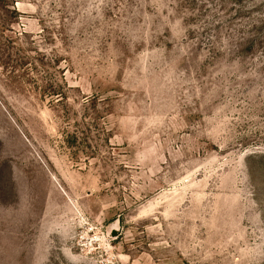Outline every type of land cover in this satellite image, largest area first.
Returning a JSON list of instances; mask_svg holds the SVG:
<instances>
[{
    "label": "rangeland",
    "instance_id": "1",
    "mask_svg": "<svg viewBox=\"0 0 264 264\" xmlns=\"http://www.w3.org/2000/svg\"><path fill=\"white\" fill-rule=\"evenodd\" d=\"M0 264H264V0H0Z\"/></svg>",
    "mask_w": 264,
    "mask_h": 264
}]
</instances>
